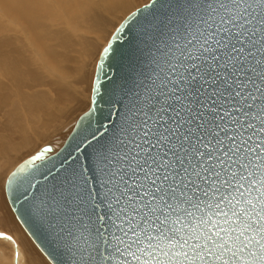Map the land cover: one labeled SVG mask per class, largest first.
Returning <instances> with one entry per match:
<instances>
[{
    "label": "snow or ice",
    "instance_id": "6c2138e0",
    "mask_svg": "<svg viewBox=\"0 0 264 264\" xmlns=\"http://www.w3.org/2000/svg\"><path fill=\"white\" fill-rule=\"evenodd\" d=\"M184 32L95 169L73 168L60 200L37 209L67 218L57 236L73 238V264H264V0H202ZM185 143L191 167L178 174L184 160L166 149Z\"/></svg>",
    "mask_w": 264,
    "mask_h": 264
},
{
    "label": "bare ground",
    "instance_id": "6f19581e",
    "mask_svg": "<svg viewBox=\"0 0 264 264\" xmlns=\"http://www.w3.org/2000/svg\"><path fill=\"white\" fill-rule=\"evenodd\" d=\"M134 6V0H0V172L51 144L83 107L109 28ZM6 206L0 191V208ZM6 212L3 224L16 226ZM17 228V237L0 229V240L12 246L7 256L0 252V264H49Z\"/></svg>",
    "mask_w": 264,
    "mask_h": 264
},
{
    "label": "water",
    "instance_id": "95a60500",
    "mask_svg": "<svg viewBox=\"0 0 264 264\" xmlns=\"http://www.w3.org/2000/svg\"><path fill=\"white\" fill-rule=\"evenodd\" d=\"M201 3L202 0H151L128 15L117 28L122 30L119 33L115 31L110 38L105 47L108 51L105 52L104 48L100 54L90 107L78 118L64 145L56 153L45 156L26 168L11 188L8 181L13 173H19L33 156L44 148L51 147L45 146L25 159L8 176L5 184L8 202L24 230L51 264H73L78 257L73 255V238L66 233L57 236L60 223L67 228V218L61 220L59 215H41L37 211L38 207L42 202L54 204L55 200H60L65 177L71 174L73 168L80 170L87 165L90 169H95L96 153L111 147L115 137L120 135V127L128 108L137 99L143 100L149 88L153 87L152 81L156 80L160 67L175 52L173 37H176V43L182 42L184 26L193 18V7ZM247 75L252 74L248 72ZM209 76L215 77V73L209 72ZM239 79L243 82L245 77L241 76ZM156 82L159 83L158 80ZM221 83V80H217L215 85L209 83L201 91L207 95ZM195 87L201 85L196 83ZM231 90L227 88L225 91ZM156 99L159 103V98ZM215 99L216 97L210 96L209 102ZM202 100L203 96H198L196 104L199 105ZM168 107L171 109L172 105ZM205 114L209 115L207 112ZM196 115L199 116L198 111ZM202 120L203 117L192 120L191 126L202 132L199 128ZM171 122V119L167 121ZM167 123L161 122L160 126L166 127ZM184 134L189 135V132L185 131ZM192 135L193 140L198 139ZM184 147L186 152L166 149L169 155L175 152L184 160V164L176 161L177 168L174 171L178 174H182V168L191 167L187 158L191 151L190 144L185 143ZM29 183L35 187H29Z\"/></svg>",
    "mask_w": 264,
    "mask_h": 264
},
{
    "label": "rangeland",
    "instance_id": "374dc122",
    "mask_svg": "<svg viewBox=\"0 0 264 264\" xmlns=\"http://www.w3.org/2000/svg\"><path fill=\"white\" fill-rule=\"evenodd\" d=\"M151 0H134V2H135V8H133L128 14H126V15H121V16H119L120 18H118V19H116L113 23H114V25L112 24V28H109V34L107 35V33H106V35H107V37H105L104 38V40H103V45H102V48L100 49L101 51H100V53H99V57H100V54H101V52L103 51V49L107 46V44H108V40H110V38L112 37V35L114 34V32L116 31V29L122 24V22L125 20V18L128 16V15H130L132 12H134L136 9H138V8H140V7H142V6H144V5H146V4H148L149 2H150ZM120 20V21H119ZM116 23V24H115ZM116 28V29H115ZM111 29V30H110ZM99 57H98V59H99ZM97 62H98V60H97ZM96 66H97V64H96ZM93 81H94V79H93ZM93 81H92V85H91V88L93 89ZM92 89H91V91L89 92V94H88V99H86V103L83 105V107H81V108H79V109H77V111H75L72 115H71V117L69 118V120L66 122V123H68V124H64V128L62 127L61 129H60V131L57 133V135L55 136V137H53L52 138V140L50 139V141L52 142H50V141H47V142H50L51 144H49V143H47L46 144V146H50L51 147V149H52V151L51 152H49V153H46L45 154V156H49V155H51V154H54V153H56L62 146H63V144H64V142H65V140L67 139V137L69 136V134L72 132V130H73V128H74V125H75V123H76V121L78 120V118L84 113V112H86L88 109H89V107H90V104H91V95H92ZM68 125V126H67ZM40 146L41 145H43V143L41 142L40 144H39ZM37 146V147H40V146ZM44 147V146H43ZM43 148H40L39 150H37L34 154H32V155H30V156H26V157H24V158H20V159H18L17 161H15V162H13L12 164H11V166H9L8 168H6L5 169V171L4 172H0V175H2L3 174V176H2V179H1V181H0V191H1V193L3 194V197H4V199H5V201H6V208H0V229L1 230H3L4 232H6V233H9V234H11L12 236L14 235L15 237H17L18 236V232H17V227H20L21 229H22V231H24V233H26V231L24 230V228L22 227V225L20 224V222L18 221V219L16 218V216H15V214H14V212H13V210H12V208H11V206H10V204H9V202H8V199H7V197H6V193H5V184H6V180H7V178H8V176L11 174V172L12 171H14V169L21 163V162H23L25 159H27V158H29V157H31V156H33V155H35L37 152H39L40 150H42ZM44 156V157H45ZM9 211L11 214H12V216H14V221H16V226H14V225H12V224H8V223H4L3 224V222H2V219L4 218V216H5V214L7 213L6 211ZM17 235H16V234ZM27 234V233H26ZM28 235V234H27ZM29 237V236H28ZM30 238V237H29ZM31 239V238H30ZM1 242H3L2 240H0ZM0 242V243H1ZM34 243V242H33ZM34 245H35V247L38 249L37 250V252L39 253H41V255L44 257V259H46V261L49 263V261H48V259L44 256V254L40 251V249L36 246V244L34 243ZM2 247V248H1ZM12 246L9 244V245H7L6 243H1L0 244V252H4V254L6 253L7 255L8 254H10L11 253V251H10V248H11ZM5 254V255H6ZM6 255V256H7ZM49 264H51V263H49Z\"/></svg>",
    "mask_w": 264,
    "mask_h": 264
}]
</instances>
